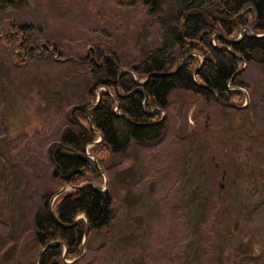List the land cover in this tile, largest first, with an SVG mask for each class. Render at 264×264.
Here are the masks:
<instances>
[{
	"label": "rangeland",
	"instance_id": "1",
	"mask_svg": "<svg viewBox=\"0 0 264 264\" xmlns=\"http://www.w3.org/2000/svg\"><path fill=\"white\" fill-rule=\"evenodd\" d=\"M16 2L0 10V264H33L36 252L25 246L45 176L41 161L48 160L41 141L57 136L74 105L89 103L90 76L77 61L94 44L122 61L140 58L158 47L159 28L139 1ZM23 25L32 45L52 44L75 61L52 63L34 53L17 64L15 38L7 34ZM244 81L239 108L184 91L171 95L167 133L133 142L92 182L112 195L113 220L86 237L77 261L65 263L243 264L259 255L264 66L246 63Z\"/></svg>",
	"mask_w": 264,
	"mask_h": 264
},
{
	"label": "trees",
	"instance_id": "2",
	"mask_svg": "<svg viewBox=\"0 0 264 264\" xmlns=\"http://www.w3.org/2000/svg\"><path fill=\"white\" fill-rule=\"evenodd\" d=\"M133 1L142 2L158 25L159 45L122 61L94 44L83 60H76L90 76L89 103L74 105L57 136L40 140L48 144V160L41 161L45 176L32 214V238L25 246L36 252L33 264H67L65 259L79 257L85 236L88 241L92 232L109 228L113 197L92 182H101V169L106 171L109 159L133 142L157 141L167 133L174 92L239 108L246 101L241 88H248L245 64L264 66V0ZM16 4L0 0V10ZM16 29L7 35L15 38L17 64H27L34 53L52 63L75 61L52 44L32 45L26 25ZM64 186L69 188L57 195ZM258 239L259 255H249L243 264H260L264 236Z\"/></svg>",
	"mask_w": 264,
	"mask_h": 264
},
{
	"label": "water",
	"instance_id": "3",
	"mask_svg": "<svg viewBox=\"0 0 264 264\" xmlns=\"http://www.w3.org/2000/svg\"><path fill=\"white\" fill-rule=\"evenodd\" d=\"M243 31H244V29L242 30V32H241V34H240V37L237 39V41L240 40V39H242V38L244 37V32H243ZM258 36H261V35H258ZM143 82H145V81H141L140 83H143ZM241 90H243V88H241ZM243 92L245 93V95H247V93H246L244 90H243ZM246 97H247V96H246ZM99 98H100V95H99V97H98V100H99ZM98 100H97V101H98ZM101 139H102V137L100 138V140H101ZM59 144L63 146L62 143H59ZM98 167L100 168L99 165H98ZM100 169H101V168H100ZM101 171H102V173H104V171H103L102 169H101ZM79 187H82V185H80ZM66 189H67V186L62 187V188L59 190V192L57 193V195L63 193ZM57 195H56V196H57ZM56 196H54V197L51 199V202H50V208H51V211H52V205H53V202H54ZM86 233H87V232H86ZM85 240H86V236H85V238H84V242H83V245H82V250H81V253H80L79 257L73 259L72 261H70V263L77 261V260L81 257V255H82V253H83V251H84V247H85Z\"/></svg>",
	"mask_w": 264,
	"mask_h": 264
}]
</instances>
